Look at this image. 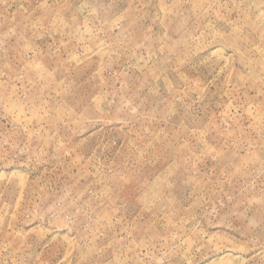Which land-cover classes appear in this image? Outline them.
<instances>
[{
    "label": "rangeland",
    "instance_id": "1",
    "mask_svg": "<svg viewBox=\"0 0 264 264\" xmlns=\"http://www.w3.org/2000/svg\"><path fill=\"white\" fill-rule=\"evenodd\" d=\"M0 264H264V0H0Z\"/></svg>",
    "mask_w": 264,
    "mask_h": 264
}]
</instances>
